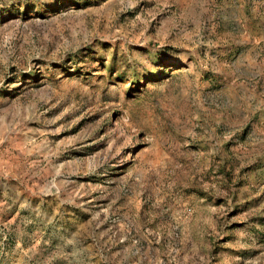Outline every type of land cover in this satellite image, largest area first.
<instances>
[{
	"label": "rangeland",
	"instance_id": "1",
	"mask_svg": "<svg viewBox=\"0 0 264 264\" xmlns=\"http://www.w3.org/2000/svg\"><path fill=\"white\" fill-rule=\"evenodd\" d=\"M263 29L264 0H0V264H264Z\"/></svg>",
	"mask_w": 264,
	"mask_h": 264
},
{
	"label": "crops",
	"instance_id": "2",
	"mask_svg": "<svg viewBox=\"0 0 264 264\" xmlns=\"http://www.w3.org/2000/svg\"><path fill=\"white\" fill-rule=\"evenodd\" d=\"M250 34L253 38V42H254L255 46L257 48H259L262 52V54H261L262 58L260 59V62L262 64V67L264 70V29L260 30V31L253 30V31H251ZM262 73L264 74V71ZM260 77H261V79L264 80V75H262ZM261 92H264L263 88H262ZM258 100L261 101L262 107L264 108V105H263L264 104V94H261V96L258 97ZM258 124H261V130L264 131V119L259 121Z\"/></svg>",
	"mask_w": 264,
	"mask_h": 264
}]
</instances>
